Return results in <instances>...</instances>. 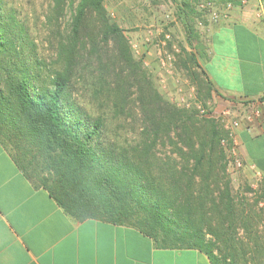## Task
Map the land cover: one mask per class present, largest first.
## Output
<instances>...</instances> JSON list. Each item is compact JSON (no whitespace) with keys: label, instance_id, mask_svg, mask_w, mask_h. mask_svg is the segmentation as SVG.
<instances>
[{"label":"trees","instance_id":"obj_1","mask_svg":"<svg viewBox=\"0 0 264 264\" xmlns=\"http://www.w3.org/2000/svg\"><path fill=\"white\" fill-rule=\"evenodd\" d=\"M219 1L238 4L241 0ZM102 3L79 0L73 35L79 33L88 10L104 11ZM12 11L0 0V142L24 175L35 186L47 189L76 220L99 218L131 224L160 246L198 248L214 264H233L213 253L201 227L207 204L213 211L221 206L215 191L221 192L219 155L223 151L212 146L209 152L206 147L198 148L189 132L187 111L163 100L156 109L162 120L157 122L155 109L151 110V130L130 144L131 149L124 144L119 148L121 141L109 134L104 120L73 101L69 71L54 68L45 73V60L38 55L35 41ZM102 31L107 42L113 41L119 60L131 69L133 57L122 29L104 20ZM155 105L148 103L149 109ZM173 126L175 135L169 132ZM212 134L215 141L217 132ZM174 136L183 142L191 138L192 143L183 145L177 140L167 151L176 158L166 154L167 160L161 158L162 150L156 148L159 138L173 140ZM205 167L207 177L216 178L213 189L208 178L197 180ZM47 172L49 176H44ZM227 195L225 209L235 215Z\"/></svg>","mask_w":264,"mask_h":264},{"label":"rangeland","instance_id":"obj_2","mask_svg":"<svg viewBox=\"0 0 264 264\" xmlns=\"http://www.w3.org/2000/svg\"><path fill=\"white\" fill-rule=\"evenodd\" d=\"M5 1L35 41L38 55L45 60V73L54 68L69 71L73 101L104 120L109 134L121 141L119 148L124 144L131 149L130 144L151 130V110L155 109L157 122L162 120V113L156 110L157 102L162 105L167 101L187 111L189 132L196 146L206 147L207 152L210 146L223 151L219 155L221 192L215 191L221 206L213 211L208 203L201 223L213 253L227 257L233 264H264V172L242 149L237 130L241 123L235 126V115L224 114L231 109L224 107L219 111L203 73L209 32L223 21H215L209 7L221 8L226 3L102 0L104 11L99 14L88 10L79 33L73 35L79 0ZM104 20L122 29L133 57L131 69L117 57L113 41L107 42L102 34ZM167 32L172 34V40L163 48L160 42ZM150 102L155 107L149 109ZM242 114L236 113L241 122ZM214 131L218 135L215 141L210 137ZM169 132L175 135V126ZM231 133L236 136V143L229 137ZM224 138H230L229 145L222 143ZM177 140L176 136L173 140L159 138L156 148L162 150L161 158L166 155L176 158L167 151L173 149ZM181 142L192 143L191 138ZM200 172L197 180L208 178L213 189L216 178L212 174L207 177L208 167ZM158 180L163 181L161 177ZM227 193L235 215L225 209Z\"/></svg>","mask_w":264,"mask_h":264},{"label":"crops","instance_id":"obj_3","mask_svg":"<svg viewBox=\"0 0 264 264\" xmlns=\"http://www.w3.org/2000/svg\"><path fill=\"white\" fill-rule=\"evenodd\" d=\"M263 0L237 7L209 32L204 71L219 109L261 118L238 127L242 149L264 172ZM241 115V116H242ZM252 115V114H251ZM0 264H214L190 247H163L127 223L76 220L42 186H35L0 142Z\"/></svg>","mask_w":264,"mask_h":264},{"label":"built area","instance_id":"obj_4","mask_svg":"<svg viewBox=\"0 0 264 264\" xmlns=\"http://www.w3.org/2000/svg\"><path fill=\"white\" fill-rule=\"evenodd\" d=\"M250 0H241L240 3L238 4H235V3H232V2H227L226 4H224L223 7L221 8H216V7H213V6H210L209 9H212V18L215 20V21H224V20H229L233 14V11L235 8L237 7H244L245 5L248 4ZM209 5H212V4H209ZM258 17L261 19V20H264V2L260 4V8H259V11L257 13ZM172 40V34L170 32H167L164 34V38L163 40L160 42L162 47H166L168 42H170ZM170 58V57H169ZM162 63L164 64V61H162ZM224 114L226 115H235L234 117H236L233 121V124L235 126H239V124L241 123V120H239L237 118V115L234 111H231V110H226L224 111ZM252 114V115H251ZM251 114H248L246 116H244L243 118L245 120H247L248 122H252L254 118H261L262 117V111L259 107L255 108L254 109V112L251 113ZM263 120V124H264V118H262ZM229 137L232 139V141L234 143H236V136L234 134H230ZM230 138H224L222 140V143L226 146V145H229L230 143ZM237 165L240 166L241 165V162L239 160H237Z\"/></svg>","mask_w":264,"mask_h":264}]
</instances>
